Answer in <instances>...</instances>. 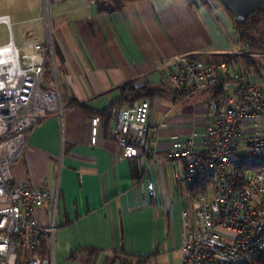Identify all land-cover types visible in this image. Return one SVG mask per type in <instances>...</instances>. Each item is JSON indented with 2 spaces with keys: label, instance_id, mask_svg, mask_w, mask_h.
Instances as JSON below:
<instances>
[{
  "label": "crops",
  "instance_id": "0c3cea01",
  "mask_svg": "<svg viewBox=\"0 0 264 264\" xmlns=\"http://www.w3.org/2000/svg\"><path fill=\"white\" fill-rule=\"evenodd\" d=\"M37 1L28 37L43 39L44 0ZM48 3L57 61L66 80L65 108L33 127L22 156L11 165L18 182L50 191L59 187V228L52 241L45 240V257L52 264H121L123 254L126 264H182L184 195L176 191L169 153L176 140L199 133L208 123L212 95L175 94L167 83L172 71L168 62L178 55L205 62L231 57L234 67L245 70L247 49L235 16L218 0H136L114 12H100L94 0ZM4 15L17 45L11 15ZM261 56L255 58L262 66L250 68L249 75L264 86ZM128 84L158 91L150 99L146 170L135 159L121 157L117 143L107 137L113 115L107 121L99 116L98 144L91 143V118L114 103L111 113L129 105L120 101ZM258 123L264 130V116ZM149 180L155 196L148 191ZM47 208L34 210L43 225L51 222Z\"/></svg>",
  "mask_w": 264,
  "mask_h": 264
},
{
  "label": "built area",
  "instance_id": "2783aa9c",
  "mask_svg": "<svg viewBox=\"0 0 264 264\" xmlns=\"http://www.w3.org/2000/svg\"><path fill=\"white\" fill-rule=\"evenodd\" d=\"M49 0L40 19L45 37H26L15 44L10 19L9 41L0 45V264H52L38 252L59 228L58 185L50 191L34 183L18 182L11 165L28 143L33 127L47 114H62V86L66 82L55 53ZM168 64L169 88L185 97L196 92L212 95L208 123L199 133L176 140L170 150L176 191L185 196L182 208V264H241L264 251V86L244 70L227 62H205L178 55ZM50 77L47 79L46 73ZM151 102L136 100L120 105L107 137L120 156L135 159L146 170ZM93 145L98 144L101 119L91 118ZM262 163L237 177L240 162ZM151 196L156 189L147 183ZM48 206V225L34 217L37 207Z\"/></svg>",
  "mask_w": 264,
  "mask_h": 264
},
{
  "label": "trees",
  "instance_id": "16d2710c",
  "mask_svg": "<svg viewBox=\"0 0 264 264\" xmlns=\"http://www.w3.org/2000/svg\"><path fill=\"white\" fill-rule=\"evenodd\" d=\"M97 4L98 10L100 12H114L122 9L125 3L132 2L136 0H94ZM229 8V7H228ZM232 12V10L229 8ZM234 15V13L232 12ZM236 27L238 30L240 41L246 46L247 54L244 55L245 61L247 63V68L244 70L246 73L250 74V68L259 69L262 66V63L259 62L255 55L260 53L261 57H264V5L252 13L247 19L242 22L236 21ZM56 53V51H55ZM57 57V53H56ZM231 61V57H229ZM126 92V95L122 97L121 100L127 102H134L141 99H151L158 92L155 89H150L147 85L140 87H135L132 84H128L123 90ZM117 103L111 105L110 109L104 110L98 113V116H103L106 121L114 114L111 113L112 108L116 106ZM262 166V163L256 162H240L239 169L237 171V177L242 179L246 171L249 169H256ZM96 250H92L95 252ZM38 252L42 257H45L47 254V247L45 245V240L41 244ZM121 257V264H126V257ZM241 264H264V251L253 256L249 261Z\"/></svg>",
  "mask_w": 264,
  "mask_h": 264
},
{
  "label": "rangeland",
  "instance_id": "374dc122",
  "mask_svg": "<svg viewBox=\"0 0 264 264\" xmlns=\"http://www.w3.org/2000/svg\"><path fill=\"white\" fill-rule=\"evenodd\" d=\"M46 4V0H44ZM37 0H0V15L6 13L11 15L12 18V28L17 45L22 44L23 40L28 37V31L32 25L36 22L33 17L36 16L37 10ZM21 19L26 20V22L20 21ZM8 41V32L5 25L0 24V44L6 43ZM47 79L50 77L49 72L45 76ZM182 203L187 205V201L182 197ZM177 201V200H176ZM174 205H177V202ZM176 222L180 220V214H176Z\"/></svg>",
  "mask_w": 264,
  "mask_h": 264
},
{
  "label": "water",
  "instance_id": "95a60500",
  "mask_svg": "<svg viewBox=\"0 0 264 264\" xmlns=\"http://www.w3.org/2000/svg\"><path fill=\"white\" fill-rule=\"evenodd\" d=\"M234 13L237 22L247 19L252 13L264 5V0H218Z\"/></svg>",
  "mask_w": 264,
  "mask_h": 264
}]
</instances>
